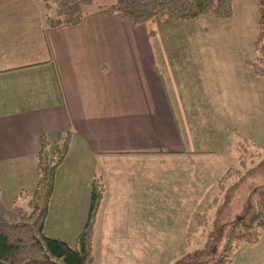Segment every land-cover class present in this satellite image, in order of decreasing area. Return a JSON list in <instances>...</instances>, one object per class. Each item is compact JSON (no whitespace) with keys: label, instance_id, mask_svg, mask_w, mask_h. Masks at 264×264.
<instances>
[{"label":"crops","instance_id":"obj_1","mask_svg":"<svg viewBox=\"0 0 264 264\" xmlns=\"http://www.w3.org/2000/svg\"><path fill=\"white\" fill-rule=\"evenodd\" d=\"M157 36L105 7L89 8L78 26L49 28L40 0H0L1 199L14 207L31 196L41 136L69 134L45 232L75 246L100 177L94 264H131V241L168 238V221L134 219L143 210H189L195 223L235 168L240 102L208 88L209 59Z\"/></svg>","mask_w":264,"mask_h":264},{"label":"trees","instance_id":"obj_2","mask_svg":"<svg viewBox=\"0 0 264 264\" xmlns=\"http://www.w3.org/2000/svg\"><path fill=\"white\" fill-rule=\"evenodd\" d=\"M49 28L78 26L86 15L85 6L94 0H42ZM242 0H114L105 7L110 14L121 15L136 26L148 25L154 37L155 22H188L200 16L213 15L227 19L233 16L237 2ZM259 32L254 40L257 52L252 62L255 73L264 78V0H257ZM52 5L55 14L48 10ZM104 8V6H98ZM239 136L236 150L239 167L229 169L219 180V195L209 208L193 216L199 239H187V246H203L184 255L174 264H232L234 254L244 245L253 246L264 237V154L255 161ZM71 136L57 134L54 148L46 135L41 136L37 153L38 181L29 198L28 210L8 207L0 196V264H94V238L98 214L105 196L100 177L90 181V207L87 220L77 236L75 246L49 237L45 232L49 205L55 189L56 174L70 149ZM262 156V158H261ZM247 187L245 189V187ZM247 192L252 212L248 219L234 218L228 211ZM247 198V197H246ZM215 210V212H213Z\"/></svg>","mask_w":264,"mask_h":264},{"label":"rangeland","instance_id":"obj_3","mask_svg":"<svg viewBox=\"0 0 264 264\" xmlns=\"http://www.w3.org/2000/svg\"><path fill=\"white\" fill-rule=\"evenodd\" d=\"M40 2L45 5L42 0ZM113 2L114 0H94L95 5L85 6L84 12L98 6L107 7ZM55 10L52 5L48 11L53 15ZM258 20L257 0H242L235 5L233 16L227 19L204 15L188 22L173 24L166 21L167 23L162 24L158 21L153 25L155 32V25L157 27L156 40L162 37L185 42L181 48L183 55L209 59L215 75L208 83V88L215 91L226 90L231 93L234 101L240 102V105L235 106L236 112L231 115V120L241 141H248L245 146L249 154L257 155L255 161L259 159V155L264 154V78L257 75L252 66L257 57L254 40L259 32ZM146 26L149 30V26ZM48 139L53 149L56 138ZM230 161L233 167H239L238 156L234 153ZM29 198L27 195L24 199L20 198L16 201V206L28 210ZM252 208L247 192L228 211L233 213L234 218L248 219ZM150 214L152 221L169 222L166 227L168 238L149 242L131 241V264H174L184 255L203 246V242L186 245L187 230L192 234V241L200 238L196 224H187L189 210H143L142 214L138 213L131 220L134 218L139 222V218L147 219ZM151 230L159 233L157 226H151ZM232 264H264V237L256 245H244L238 249Z\"/></svg>","mask_w":264,"mask_h":264}]
</instances>
